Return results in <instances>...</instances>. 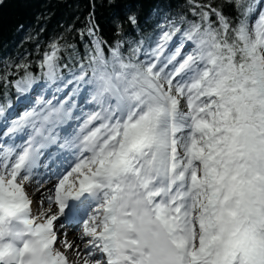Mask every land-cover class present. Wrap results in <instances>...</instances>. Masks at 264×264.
I'll use <instances>...</instances> for the list:
<instances>
[{
  "label": "snow or ice",
  "instance_id": "snow-or-ice-1",
  "mask_svg": "<svg viewBox=\"0 0 264 264\" xmlns=\"http://www.w3.org/2000/svg\"><path fill=\"white\" fill-rule=\"evenodd\" d=\"M32 4L0 0V264H264V0Z\"/></svg>",
  "mask_w": 264,
  "mask_h": 264
},
{
  "label": "trees",
  "instance_id": "trees-1",
  "mask_svg": "<svg viewBox=\"0 0 264 264\" xmlns=\"http://www.w3.org/2000/svg\"><path fill=\"white\" fill-rule=\"evenodd\" d=\"M79 3V6L81 9L84 8V5L87 3V0H69V3ZM177 3L181 2V0H176ZM40 3L41 0H33L32 7L29 8L26 12V14L23 17V19L30 18L32 11H38L40 9ZM16 6L14 4H6L5 6V12H13L16 13ZM74 8L65 7L63 3H59L55 8V15L52 17L50 22L47 25L46 32L40 36L39 43L41 45L46 44L49 39L57 32H59V28L57 27L58 22H66L70 21L72 19ZM81 19H83V16H81ZM19 36H9L7 41L0 40V45L7 44V51L11 54H15L17 52V47H13V45L19 40ZM23 49H26L29 52H33V59H35L34 54V47L32 44H24ZM5 49L4 47L0 46V57L4 55Z\"/></svg>",
  "mask_w": 264,
  "mask_h": 264
},
{
  "label": "bare ground",
  "instance_id": "bare-ground-1",
  "mask_svg": "<svg viewBox=\"0 0 264 264\" xmlns=\"http://www.w3.org/2000/svg\"><path fill=\"white\" fill-rule=\"evenodd\" d=\"M70 230V229H69ZM77 234V231L74 230V227H72V231L70 232L69 231V239L72 238V236L76 235Z\"/></svg>",
  "mask_w": 264,
  "mask_h": 264
},
{
  "label": "rangeland",
  "instance_id": "rangeland-1",
  "mask_svg": "<svg viewBox=\"0 0 264 264\" xmlns=\"http://www.w3.org/2000/svg\"><path fill=\"white\" fill-rule=\"evenodd\" d=\"M76 231H78V229Z\"/></svg>",
  "mask_w": 264,
  "mask_h": 264
}]
</instances>
